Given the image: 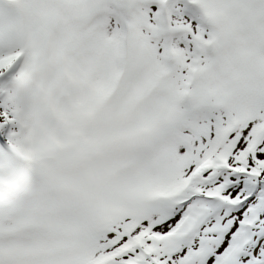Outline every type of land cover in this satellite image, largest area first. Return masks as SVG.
<instances>
[{"label": "snow or ice", "instance_id": "6c2138e0", "mask_svg": "<svg viewBox=\"0 0 264 264\" xmlns=\"http://www.w3.org/2000/svg\"><path fill=\"white\" fill-rule=\"evenodd\" d=\"M0 264H264V0H0Z\"/></svg>", "mask_w": 264, "mask_h": 264}]
</instances>
